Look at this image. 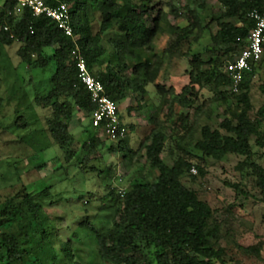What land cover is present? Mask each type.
<instances>
[{
	"label": "trees",
	"instance_id": "obj_1",
	"mask_svg": "<svg viewBox=\"0 0 264 264\" xmlns=\"http://www.w3.org/2000/svg\"><path fill=\"white\" fill-rule=\"evenodd\" d=\"M15 1L0 0V81L9 87L7 97H0V110L14 104V122L8 127L12 134L28 130L34 124V118L43 121L40 133H37V144H30L32 131L28 132V139L18 137V142H27L29 147L37 148L34 155L56 145L63 152L64 160L69 161L81 151V166L73 168H78L84 175L94 174L102 181L103 195L95 201L97 213L86 215L79 224V228L90 232L99 261L102 264H227V250L220 244L222 229L218 212L200 200L197 191L184 185L182 179H195L190 174L192 168L199 176L204 174L200 165L191 162L190 158L199 162L204 159L221 162L232 155L242 157L244 160L235 169L238 172L247 170V174L255 178V186L264 203V168L252 161L251 144L254 139V147H264L261 131L264 83L258 87L261 104L254 112L253 74L244 75L239 92L235 94L229 90L230 77L223 73V67L244 49L245 40L254 27L248 14L253 10L264 13V0H215L217 7L209 17L205 16L209 0H182L185 2L184 14L175 7L165 14L155 0H45L52 7L58 3L69 7L74 35L87 68L103 85L106 96L116 104L125 101L130 94L144 96L146 88L155 83L166 62L188 58V84L179 94L172 93L170 99L162 101V104H168V116L175 104L182 109L192 105L190 97L198 93L195 86L208 90L212 94V103L223 107L224 118L218 127L201 126L200 137L195 141L194 131L189 132L188 140V136L171 138L159 123H153L137 150L128 146L127 137L110 146L108 151L122 154L124 160L131 161L138 154V158H144V166L123 192H117L111 185L114 166L107 168L108 176H104L99 165L86 169V162L98 152L101 143L99 131L92 128L90 122L94 105L78 79L71 55L72 40L45 16L35 17L28 9L16 15L10 13ZM88 7L99 15L95 33L86 15ZM152 16L149 26L146 20ZM168 16L182 18L187 24L183 27L172 25ZM211 25H215V32H211ZM206 31L209 32V44L205 50L208 60L205 61L200 54H193L191 48ZM110 32H114L115 39L109 41L112 52L108 54L101 43L103 36ZM163 33L170 39L158 54L154 41L157 34ZM15 43L19 45L16 57L20 65L28 72L47 73L46 91H37L34 82L31 83L32 78L25 84L18 77L5 52ZM127 72L129 74L125 75ZM31 84L32 93L29 90ZM156 89L164 93L162 86L157 85ZM199 109L197 107L196 111ZM36 111L40 112V118ZM44 112L46 114L42 116ZM77 112L89 119L84 130L86 139L82 142L74 140L68 129L69 121ZM252 113L254 117H251ZM205 115L210 118L209 114ZM118 117L122 123L119 113ZM187 117L183 115L180 119L184 130ZM133 128L129 127L131 131ZM169 141H173L175 150L182 153L173 159L171 166L161 158ZM186 147L192 148L196 155ZM168 154L174 155L173 150ZM44 167L41 164L36 169ZM146 168L150 173H156L152 179L144 176ZM63 169V166L55 168L53 177L62 181L64 178L59 173ZM16 179L21 182L18 175ZM54 185L53 179L47 187L32 194L25 185L14 183L0 199V264H38L33 252L40 251L42 245H49L51 250L40 264H77L71 239L57 241L53 233L56 219L37 202V199L49 196ZM232 187L238 189L237 185ZM82 198L76 197L77 200ZM99 212H104L102 218ZM238 248L244 255L263 262L262 245Z\"/></svg>",
	"mask_w": 264,
	"mask_h": 264
},
{
	"label": "rangeland",
	"instance_id": "obj_2",
	"mask_svg": "<svg viewBox=\"0 0 264 264\" xmlns=\"http://www.w3.org/2000/svg\"><path fill=\"white\" fill-rule=\"evenodd\" d=\"M155 3L161 4V10L165 14L169 12L171 7L177 8L183 14L185 12V2L182 0H155ZM216 7V1L209 0L205 16L209 17V13L213 10L215 11ZM86 15L91 21L92 32L95 33L98 29V13L95 9L88 7ZM153 18L154 16L147 18L146 23L149 26H151ZM167 20L169 23L180 27L187 24L186 20L182 18L168 16ZM214 26L211 25V32L216 31ZM114 39V32L103 36L101 44L106 48L108 54L112 52L109 41ZM169 39L170 37L164 33L157 34L154 41L155 52L159 54L165 48ZM208 44L209 32L206 31L204 37L198 43L193 44L192 53L200 54L203 60H208V54L205 53ZM18 48L19 45L15 43L11 47L6 48L5 51L8 60L16 68L18 77L25 84H28L29 79L32 78L33 81L31 80V83L34 82L33 85H35L34 87L37 91H46L44 87H46L48 82H46L47 73H42L39 70L28 72L26 67L20 65L19 59L16 57ZM188 61V58H182L174 59L170 63L166 62L162 66L157 79L163 83L166 80H172L174 82V90L180 93L182 88L189 82L187 75L189 69ZM127 74L129 72L125 75ZM262 83H264V60L260 64L259 73L252 85L254 112L261 104V95L258 87ZM8 88L6 83L0 81V97H7ZM29 90L30 93L34 90L32 84L29 85ZM174 90L172 89V91ZM195 90L198 93L197 96L190 97L192 105L189 108L182 109L175 104L169 116L168 104H161L163 99H167L169 94L166 92L157 94L153 85L147 87L148 95L145 97L143 105L138 104L139 96L135 95L116 104L119 116L128 131L126 138L128 146L133 150H137L144 136L152 129L153 123H159L166 135L172 136L171 138L188 136V140L189 132L194 131L193 141L200 137L198 130L201 126L208 125L211 129L217 128L224 118L222 116L223 107L218 103H212V94L208 90L199 89L197 86H195ZM168 102L170 101L168 100ZM12 105L14 106L13 103H10L7 106H3L0 110V199L9 192V186L14 183L25 185L28 192L34 194L47 187L49 181L51 183L54 179L55 185L50 190L49 196L39 198L37 202L46 207L45 211L56 219L53 233L56 235L57 241L65 242L71 239V247L77 264H102L94 251L95 246L90 232L79 228V224L86 215L94 216L97 213L95 201L103 195L104 186L101 183L102 181L94 174L84 175L78 168H73V166H81L79 164L80 159L83 158L81 151L69 161H65L63 152L56 145L48 147L39 155H34L37 152V148H34L35 146L29 147L27 142H18V137L28 139L30 134L28 132L32 131L30 144H37V133H40L43 121L41 119L36 121L34 118L33 122H35L32 126H29L28 130L13 134L12 132L9 133L8 130L10 129L8 127L14 122ZM197 107L200 108L198 111H196ZM129 108H131V111ZM36 113L40 118V112L36 111ZM205 113L210 115L209 119L206 118L207 115ZM253 113L251 117H254ZM45 114L44 112L42 116ZM183 115L188 116L186 130L182 129L180 120ZM88 122L89 119L84 118L82 114H74V117L69 121L68 128L74 140L82 142L86 139L84 130L87 128ZM130 126H134L135 129L131 131L129 129ZM196 127L198 129L195 130ZM98 138L101 146L95 155L89 157L86 162V169L99 165L104 172V176H108L107 168L114 166L115 174L112 177L111 185L117 192L124 191L129 187L133 176L138 174L141 166H144V158H138V154L131 161L124 160L122 154L108 151V148L113 146L114 143L107 140L100 132H98ZM46 141L48 143L47 139ZM251 144L254 151L252 161L264 168V148L258 149L254 147V139H251ZM165 148L161 158L166 165L171 166L173 159L178 155H182V153L175 150L173 141L167 142ZM169 150H173L174 155L170 156L168 154ZM186 150L196 155L192 148L186 147ZM140 154L143 155V152ZM243 160L242 157L234 155L228 156L221 162H216L212 159H204L203 162H199L198 159L190 158L191 162L200 165L204 174L199 176L195 169L196 174L190 173L195 179L192 180L186 177L182 179V182L187 187L197 191L199 199L218 212L217 218L221 221L222 229L220 244L227 250L225 255L227 264H264V203L262 202L259 189L255 186V178L248 175L247 170L238 172L235 169L237 164ZM41 164H44L45 167L41 170L36 169ZM58 166H63L64 168L59 173V176L64 178L62 181H59V178H55V176L53 177L55 175L54 169L58 168ZM15 174L20 177L21 182L17 181ZM155 174L150 173L148 168L144 171V176L149 179H152ZM234 185H237L238 189L233 188L232 186ZM78 196L83 198L77 200L76 197ZM103 214L104 212H99L100 218H102ZM73 234H76V236L73 237ZM258 244L262 245L261 257L263 262H259L252 256L244 255L238 248V246L247 248ZM50 250L49 245H42L40 251L35 250L33 252L38 264L48 258Z\"/></svg>",
	"mask_w": 264,
	"mask_h": 264
},
{
	"label": "built area",
	"instance_id": "obj_3",
	"mask_svg": "<svg viewBox=\"0 0 264 264\" xmlns=\"http://www.w3.org/2000/svg\"><path fill=\"white\" fill-rule=\"evenodd\" d=\"M24 9L30 10L35 17L45 16L50 19L66 37L72 40L74 49L71 55L75 61L78 79L94 105L90 117L92 128L98 130L114 144L124 140L127 137V128L119 120L116 103L106 96L103 85L91 76L87 68L74 35L69 7L65 3H58L57 6L52 7L47 5L45 0H16L10 13L20 14ZM248 17L254 21V27L245 40V47L232 62H228L223 68V73L231 79L229 90L235 94L239 92L244 75L252 72L253 68L260 63L264 50V13L253 10ZM261 131L264 133V122ZM191 173L196 174V170L192 168Z\"/></svg>",
	"mask_w": 264,
	"mask_h": 264
},
{
	"label": "crops",
	"instance_id": "obj_4",
	"mask_svg": "<svg viewBox=\"0 0 264 264\" xmlns=\"http://www.w3.org/2000/svg\"><path fill=\"white\" fill-rule=\"evenodd\" d=\"M209 2V1H208ZM174 25V24H172ZM177 26V25H176ZM239 55V53H238ZM238 55H236L234 58H236ZM264 60V50H263V55H262V59L260 61V63L253 68L252 72H250V74L252 73L253 74V77H252V85L254 84V79L257 77L258 73H259V65L262 63V61ZM224 68V67H223ZM169 83V84H168ZM153 87H154V90L157 92V94H159L158 90L156 89V86L159 85V86H162L164 88V93L166 92L167 94H169V96L167 97V99H170V96L171 94H179L177 91L174 90V82L172 80H166L164 83L163 82H159V80L157 79L156 82L154 84H152ZM187 85V84H186ZM172 89L174 91H172ZM139 96V102L138 104L139 105H143V102H144V99L145 97L148 95V91H147V88H146V94L144 96L140 95V94H130L127 98L129 99V97L131 96ZM161 101V100H160ZM162 104V103H161ZM129 110L131 111V108H129ZM79 115V112L75 113V115ZM74 117V116H73ZM123 123V121H122ZM124 126H125V123H123ZM126 127V126H125ZM135 128H133L134 130ZM264 148V147H263ZM263 148H258V149H263Z\"/></svg>",
	"mask_w": 264,
	"mask_h": 264
}]
</instances>
